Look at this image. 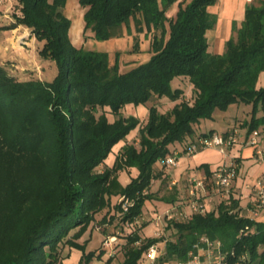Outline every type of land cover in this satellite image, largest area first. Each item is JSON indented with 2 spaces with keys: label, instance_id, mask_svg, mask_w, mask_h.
Masks as SVG:
<instances>
[{
  "label": "trees",
  "instance_id": "1",
  "mask_svg": "<svg viewBox=\"0 0 264 264\" xmlns=\"http://www.w3.org/2000/svg\"><path fill=\"white\" fill-rule=\"evenodd\" d=\"M16 1L18 13L9 27L30 29L39 56L53 61L57 72L50 80L20 79L0 64V264H67L71 248L81 251L76 264L101 258L103 251L86 250L80 236L93 221L111 223L115 233L123 222L139 218L145 201L159 198L151 181L164 167L156 171L154 164L171 144L194 139L187 140L196 122L232 102H249L250 117L241 122L245 133L264 124V113L257 115L264 109V87L256 88L264 70V0L246 3L241 26L233 27L222 53L208 50L206 36L216 20L208 7L217 0H78L84 36L87 30L99 41L119 36L131 19L137 29L153 30L152 55L128 70L119 68L118 51L110 64L106 51L71 42L67 0ZM173 3L176 11L169 17ZM175 76L191 85L188 100L184 88L172 87ZM160 97L178 101L165 110L149 105L143 124L121 111L125 104ZM134 128L138 142L124 144L114 163L99 169ZM134 166L138 174L119 183L118 171ZM205 172L211 175L206 165ZM113 194H123L131 205L123 211L118 201L111 203ZM208 208L166 220L172 237L142 236L146 222H136L122 235L123 257L116 264H138L157 241L164 245L156 263L180 261L203 237L220 240L235 259L244 254L240 264H264V222L252 216L253 204L246 212L232 196ZM114 255L104 264H112Z\"/></svg>",
  "mask_w": 264,
  "mask_h": 264
},
{
  "label": "crops",
  "instance_id": "2",
  "mask_svg": "<svg viewBox=\"0 0 264 264\" xmlns=\"http://www.w3.org/2000/svg\"><path fill=\"white\" fill-rule=\"evenodd\" d=\"M248 2L259 3V0H217L213 5L209 6L208 9L211 13L216 14V20L214 26L207 29L206 36L208 37V50L212 53H222L225 47V42L229 39L230 35L234 33L233 27L241 26V21L244 17L245 5ZM17 4L16 0H0V64H6L15 66V69L22 70L23 67L28 66L27 63L30 60L28 54V49L25 48L26 44H32L38 48L39 43L36 40L34 34L27 27L17 24L14 27H9L10 24L14 22V12L18 13V9H14V5ZM66 5V4H65ZM176 8V3H173L168 10ZM84 14V13H83ZM83 14L81 17L83 18ZM140 25V24H139ZM141 29H137L133 19L130 20L129 28L124 27L121 35L111 37L104 40H96L91 36L87 39V44H84L81 40V35L83 34V21L81 25L77 28H72V22L70 28V38L77 46H82L84 48L104 50L109 55L110 53L119 52V68L124 62L123 50L133 48L132 56L129 66L133 67L139 63H143L148 60L152 55L151 52V36L152 29H148L145 25H140ZM81 40V42H80ZM96 40V41H95ZM136 42V44H135ZM33 53V52H32ZM33 55V54H31ZM36 56L34 58V65L43 73L44 80L49 77H53L56 73L53 68V61L50 59H43L39 56L38 50H36ZM116 56V55H115ZM129 67V69H130ZM56 68V67H55ZM10 70V69H9ZM128 70V69H127ZM16 71L18 76L22 75V72ZM13 72V71H12ZM55 73V74H54ZM256 81V88L264 87V70L259 72ZM180 80V79H179ZM189 94L191 93V85L188 86ZM184 99L188 100L187 93L184 91ZM170 101L165 97L154 98L148 100L145 104H125L121 111L124 116L134 115L143 124L146 120L148 111L147 108L151 104H156L159 110L169 109L174 102ZM233 105V104H232ZM228 106L227 109L217 108L212 117L203 122L198 121L194 124L195 131L188 137L187 140L195 138L196 135L204 133L207 131L213 132H224L228 130L232 125L239 127L242 134L246 132V128L241 126V122L250 117L251 108L243 107L240 105ZM264 113V109H260L257 115L260 116ZM110 120L114 119L111 113H107ZM139 131L138 128H134L130 131L123 139L115 144L111 151L107 154L105 160L99 164V169H103L105 166H111L119 151L122 149L123 145L126 143H137L138 142ZM186 140V141H187ZM180 143V146L178 144ZM264 144V140H262ZM171 149H178V159L176 165L170 168H164L160 166L159 162L154 164L156 171L162 169L163 174L152 179L151 190L162 199L153 198L146 200L143 206V213L139 216L137 222L145 221V225L140 228L139 232L142 236H151L154 231V224L152 223L151 216L155 212H159V203L162 205L163 209H174L178 207H184L185 201L189 198L188 190L191 186V177H211L214 170L219 166V164L224 162L233 161L236 159L237 164V174L234 177L232 190L234 197L239 200V205L247 212L250 207L252 200L254 199L253 183L258 176L264 172V159H259L256 156L255 149L250 144L238 143L228 148L225 153L219 151L214 147H204L197 150L190 155H187L182 151L184 148V142L176 141L170 145ZM205 165L211 171V175H207L205 172ZM138 174V168L134 167H124L120 169L117 173L118 182L122 185L129 183L130 179ZM119 194L111 195V203L113 204L118 200ZM215 201H219V197L215 196L213 201L209 203L212 206ZM187 209V208H186ZM106 209L97 213V218L101 217L105 213ZM163 211V212H164ZM260 221L264 222V217L260 216ZM104 229V231H102ZM114 226L107 222L97 225L95 221L91 223L86 231L78 239L79 242L86 243V250H95V253L99 251V247L103 242V239L112 234ZM107 231L108 235L105 234ZM81 251L71 248L69 254L64 259L67 264H76L79 259ZM107 256L102 255L101 258H93L89 264L96 263L98 260L101 261L100 264H104Z\"/></svg>",
  "mask_w": 264,
  "mask_h": 264
},
{
  "label": "built area",
  "instance_id": "3",
  "mask_svg": "<svg viewBox=\"0 0 264 264\" xmlns=\"http://www.w3.org/2000/svg\"><path fill=\"white\" fill-rule=\"evenodd\" d=\"M262 140H264V124L247 134H242L238 126L232 125L224 132L218 131L205 134L204 136H196L184 146L182 151L190 155L204 147H214L225 153L233 145L243 143L253 146L256 156L262 160L264 159V144ZM178 154L179 150L177 148L170 149L159 160L160 166L170 168L176 165ZM237 169V164L233 160L219 164L211 177L206 175L198 178L191 177L189 179L191 183L188 190L189 198L185 202L187 209L178 207L165 209L163 213H155L152 217V223L155 227L153 236H161L165 229V222L168 219L188 218L193 212L204 214L209 210V203L213 201L215 196L219 197V200L229 199L234 196L232 186ZM252 186L254 192L252 204L254 208L251 210V214L259 220L260 216L264 217V172L257 177ZM118 197L117 201L120 203V207L123 211L126 210L132 201L123 194ZM137 220L138 218L132 222H123L122 230H118L103 239L100 246L103 251L102 254L109 257L116 250L120 240H122V235L127 233L136 224ZM160 254V242H153L143 251L138 264H157V258ZM234 255V250L227 252L222 249L220 240L203 237L201 243H195L193 248L189 250L187 258L169 264H240L239 259L244 258V254L239 255L237 259H235Z\"/></svg>",
  "mask_w": 264,
  "mask_h": 264
},
{
  "label": "rangeland",
  "instance_id": "4",
  "mask_svg": "<svg viewBox=\"0 0 264 264\" xmlns=\"http://www.w3.org/2000/svg\"><path fill=\"white\" fill-rule=\"evenodd\" d=\"M14 6H15L14 9H18V5L17 4H15ZM175 11H176V8H174L173 11L172 10L171 11L168 10V12H167L168 16L169 17L173 16L174 13H175ZM64 12L71 19L72 28H73V32H74V28H77L78 25H81L82 24L83 18L81 17V15L83 14L84 9L82 7H80V5L78 3V0H67L66 1V5L64 7ZM89 37H90V31L87 30L86 33H85V36H84V34L81 35L82 42H84V44H87L86 41H87V39ZM81 40H80V42H81ZM31 45L32 44H26L25 45V48L28 49V51H26V52H28V54H30V56H29L30 60L28 61L29 63H27L28 66L23 67V69L19 71L18 69L17 70L15 69V66L8 65V67L10 69V70L9 69L8 70H9L10 73H13L14 75H16L15 74V73H17L16 71L22 72V75L21 76L16 75L20 79H31V77H35V78H40V79L44 80L43 73L39 70L40 68H37L34 65V58L37 57L36 56V50H38L39 46L37 48V47H35V46L33 47ZM132 51H133V48L132 47L129 48V49H125V50L122 51L123 52V59L122 60L124 61L120 65V67H121L122 70L129 69V67H130L129 64H130V62H132L130 60V58L132 56H134L132 54ZM31 54H33V55H31ZM110 55H111V57H110V64H112L114 62V60H115V55L112 52L110 53ZM53 68H54V71L56 73L57 71H56L54 62H53ZM50 79H52V77H49L47 80H50ZM171 84H172V87L173 88L176 87V86H180V87L184 88L185 92L187 93L188 98H190V96H191L189 94V91L190 90L188 89L189 84L187 85L186 82L179 80V77L178 76L173 77V80H172V83ZM230 105H232L231 107H234V105L235 106L236 105L237 106L240 105V108L243 107L244 109H246V107L251 108V103H249V102H245V103L244 102H240V103H238V102H232ZM208 119L209 118H207V117L206 118L203 117L199 121L203 122V121L208 120ZM178 146H180V143L178 144ZM159 206H160L158 208L159 212L160 213H163L164 210H162L163 207H162V205L160 203H159ZM171 232H172L171 229L165 228L164 231H163V233L161 235H163V237H172L173 234H171ZM124 241H125V239L122 238V240H120V243L116 246V250L114 251V254L115 255H114V259H113L112 264H116L117 261H119V260L122 259L123 256H122L119 248H120V244H122V242H124ZM163 245H164V241H161L160 242V252L161 253H162V250H163ZM99 250H102V249L99 247ZM65 251L66 250H64V252ZM100 263H101V261L98 260V264H100ZM93 264H96V263H93ZM157 264H161V263H157Z\"/></svg>",
  "mask_w": 264,
  "mask_h": 264
}]
</instances>
